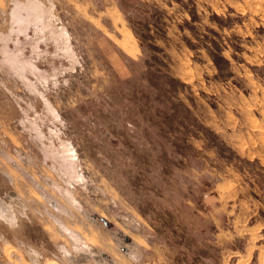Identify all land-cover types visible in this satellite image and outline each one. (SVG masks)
<instances>
[{
    "label": "rangeland",
    "instance_id": "374dc122",
    "mask_svg": "<svg viewBox=\"0 0 264 264\" xmlns=\"http://www.w3.org/2000/svg\"><path fill=\"white\" fill-rule=\"evenodd\" d=\"M38 1L0 0V264H264V5Z\"/></svg>",
    "mask_w": 264,
    "mask_h": 264
},
{
    "label": "bare ground",
    "instance_id": "6f19581e",
    "mask_svg": "<svg viewBox=\"0 0 264 264\" xmlns=\"http://www.w3.org/2000/svg\"><path fill=\"white\" fill-rule=\"evenodd\" d=\"M27 1V5H29L30 6V10L31 11H29V13L34 17V15H36V17L37 18H39L40 17V15H39V13L41 12V11H43V9H45V6H43L38 0H26ZM20 4H23V3H20V1L19 2H17V5H20ZM262 5H264V0H257V2H256V7L257 6H262ZM254 9V8H253ZM259 9V8H258ZM262 10V9H261ZM255 11V10H254ZM257 11V10H256ZM262 14V13H261ZM112 16H113V18L115 17V18H117L118 19V22L120 23V21H122V19H119V16H118V13L116 12V11H113L112 12ZM125 26H123V34H125V38H126V41H129L130 40V42H131V39H132V37H131V34H129L128 33V30L126 29V28H124ZM63 29V28H62ZM17 31L19 32V31H22V28H19L18 30H16L15 28L12 30V34H13V32H16L17 33ZM51 31H53V30H51ZM60 35H63L64 36V34H62V31H61V34H58V36H60ZM0 37H2V36H0ZM4 39L5 40H7V41H12L13 40V38H11V34L10 35H7L6 37H4ZM129 42V43H130ZM132 46H133V49H134V45L132 44ZM135 50V49H134ZM129 52V51H128ZM130 53V52H129ZM67 152V154L65 155V157L64 158H67V159H70V161L71 162H69V165H70V168H71V171L69 170V173L67 172V174H68V178L67 179H69V181H68V183H70V178H72L71 177V173L73 172V173H75V158H74V154H72V152L71 151H66ZM68 165V164H67ZM75 178V177H74ZM28 181H30V184L32 185V187H34L36 190H38V192L41 194V196L43 197V198H45V200H47L48 202H50V203H52V205H54L57 209H60V208H63V210L64 211H66V210H68V208L65 206H63V205H61V204H59L58 202H56L55 200H53L51 197H50V195H48L47 194V192H45V190H44V188L40 185V184H38V183H36L34 180H28ZM65 182L67 183V180H65ZM56 186V185H55ZM57 187V186H56ZM61 188V187H60ZM64 187H62V189H63ZM55 189V188H54ZM64 190V193L66 194V197L68 198V200H70L72 203H73V201H74V198L72 197V195H71V191L68 189H63ZM58 191V190H57ZM59 191H60V189H59ZM62 192V191H61ZM37 194V193H36ZM64 195V194H63ZM65 197V198H66ZM76 205V204H75ZM78 207L80 208V206L78 205ZM10 210H11V207L10 206H6V205H4V204H2V203H0V218L2 219V220H7V221H10V222H12V224H13V222H14V218H13V215L11 214L12 212H10ZM62 210V211H63ZM67 212V211H66ZM67 214V213H66ZM68 214H69V212H68ZM62 222H60V224H61ZM63 225V224H62ZM61 225V226H62ZM63 229V230H62ZM60 230H62V231H64V233H66V234H68L69 236H71V238H72V240L74 241V243H75V245L77 246V248L79 249V250H84V251H87L88 250V246L86 245V242H85V244H84V240L82 239V238H80V236H78L77 235V233L75 234L74 232H72L71 230H69L68 228H64L63 226H62V228H60ZM78 246H80V248L78 247ZM62 249V248H61ZM129 250V249H128ZM133 251V250H132ZM126 253V252H125ZM134 254V253H133ZM134 255H136V254H134Z\"/></svg>",
    "mask_w": 264,
    "mask_h": 264
}]
</instances>
